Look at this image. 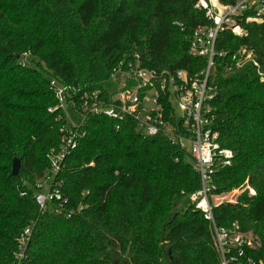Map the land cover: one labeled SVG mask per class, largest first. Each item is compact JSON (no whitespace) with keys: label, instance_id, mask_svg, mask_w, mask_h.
<instances>
[{"label":"trees","instance_id":"obj_1","mask_svg":"<svg viewBox=\"0 0 264 264\" xmlns=\"http://www.w3.org/2000/svg\"><path fill=\"white\" fill-rule=\"evenodd\" d=\"M236 1L219 0L226 7ZM197 2L0 0V264L15 263L27 228L20 264H221L209 224L188 203L199 189L191 158L130 122L116 129L89 116L85 136L50 180L66 202L41 210L34 201L37 183L51 176L47 155L60 143L49 81L99 91L135 55L145 68L194 77L205 60L189 55L191 35L209 25ZM238 23L244 36L218 34L208 80L211 128L233 153L212 181L216 194L247 182L255 196L244 192L213 208V217L218 227L236 224L248 234L247 255L264 263V23ZM241 50L256 65L236 66Z\"/></svg>","mask_w":264,"mask_h":264},{"label":"built area","instance_id":"obj_2","mask_svg":"<svg viewBox=\"0 0 264 264\" xmlns=\"http://www.w3.org/2000/svg\"><path fill=\"white\" fill-rule=\"evenodd\" d=\"M194 7L203 11L209 22L208 26L195 28L189 42V55L205 60L204 68L194 77L180 70L159 72L145 68L135 55L111 71L99 91H79L55 79L49 81L56 103L48 112L55 114L56 121L62 122L60 143L47 155L51 176L37 183L34 201L41 210L49 201L66 202L56 190H50V180L63 169L65 159L85 136L89 116L106 117L116 123V129L119 123L127 121L140 135L162 136L191 158L199 189L188 196V203L209 224L221 264H264L247 255L252 249L248 234L240 231L236 224L221 228L215 223L213 208L236 201L225 200L221 196L223 193H215L212 177L231 165L233 153L218 143V134L211 128L208 106L213 96L208 80L214 71L217 56L214 46L218 34L226 30L242 37L245 32L238 21L264 23V0H237L232 7L222 5L219 0H198ZM237 55L236 66L251 62L256 65L251 52L241 50ZM244 192L248 197L255 196L247 182L230 194ZM29 235L27 228L17 240L14 264H20L25 258Z\"/></svg>","mask_w":264,"mask_h":264},{"label":"rangeland","instance_id":"obj_3","mask_svg":"<svg viewBox=\"0 0 264 264\" xmlns=\"http://www.w3.org/2000/svg\"><path fill=\"white\" fill-rule=\"evenodd\" d=\"M24 62H28L29 59L28 58H24ZM40 69H43V66H39ZM73 120H75L74 116H71ZM221 196L225 197V200H234L237 201L240 195H234V194H230V192L228 193H223ZM186 204V203H185ZM182 207V204L180 205ZM179 206V207H180Z\"/></svg>","mask_w":264,"mask_h":264},{"label":"water","instance_id":"obj_4","mask_svg":"<svg viewBox=\"0 0 264 264\" xmlns=\"http://www.w3.org/2000/svg\"><path fill=\"white\" fill-rule=\"evenodd\" d=\"M19 166H20L19 160L14 158L12 160V165H11V174H12V176H16L18 174ZM168 254H169V252H168Z\"/></svg>","mask_w":264,"mask_h":264}]
</instances>
